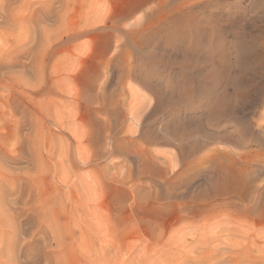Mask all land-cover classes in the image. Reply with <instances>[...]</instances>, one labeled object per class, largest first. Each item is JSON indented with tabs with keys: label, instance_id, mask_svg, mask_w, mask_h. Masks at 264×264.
Here are the masks:
<instances>
[{
	"label": "rangeland",
	"instance_id": "obj_1",
	"mask_svg": "<svg viewBox=\"0 0 264 264\" xmlns=\"http://www.w3.org/2000/svg\"><path fill=\"white\" fill-rule=\"evenodd\" d=\"M9 1L0 61L26 59L0 67V264H211L264 231L238 212L264 192V0Z\"/></svg>",
	"mask_w": 264,
	"mask_h": 264
},
{
	"label": "bare ground",
	"instance_id": "obj_2",
	"mask_svg": "<svg viewBox=\"0 0 264 264\" xmlns=\"http://www.w3.org/2000/svg\"><path fill=\"white\" fill-rule=\"evenodd\" d=\"M11 1V0H10ZM9 1V2H10ZM14 1V0H13ZM12 1V2H13ZM45 1V0H44ZM48 1V0H47ZM64 2V0H61V2ZM46 2V1H45ZM51 2H52V0H51ZM56 2V1H55ZM58 2V1H57ZM43 3V1H41V4ZM48 3V2H47ZM60 3V2H59ZM9 4H11V2L9 3ZM40 4V5H41ZM61 4V3H60ZM10 6V5H8V0H0V24H2V23H5L6 22V16H5V14L6 15H9V14H7L9 11L8 10H6V11H8L7 13H4V11H5V8H4V6ZM43 5H45V4H43ZM47 5H49V4H47ZM39 6V5H38ZM42 7V6H41ZM51 7V6H50ZM57 7V6H56ZM11 8V7H10ZM43 8H44V6H43ZM12 9V8H11ZM40 9V8H39ZM42 9V8H41ZM53 8H51V11H54V10H52ZM56 10V9H55ZM43 12L45 13V9L43 10ZM51 14V13H50ZM45 15V14H44ZM43 16V15H42ZM45 17V16H44ZM47 17V16H46ZM49 18H50V16H48ZM9 18V17H8ZM14 19V18H13ZM10 22V20H7V22ZM12 21V20H11ZM9 25L11 26L12 24H10L9 23ZM13 26V25H12ZM31 27H34V26H31ZM32 28H30V30H31ZM34 29V28H33ZM36 30V29H35ZM37 31V30H36ZM39 33V32H38ZM29 34H30V31H29ZM33 34V33H32ZM37 34V33H36ZM68 34V33H67ZM26 35V34H25ZM69 35V34H68ZM37 37H38V35H36ZM40 36V35H39ZM64 36H66V33H65V35ZM70 36V35H69ZM72 36V35H71ZM70 36V37H71ZM31 35L28 37V40L27 41H29L30 42V40H29V38L31 39ZM61 37H63V36H61ZM25 39H27V37H24ZM32 38H35V35L32 37ZM69 37H67L66 39H68ZM72 38V37H71ZM23 38H21V40H22ZM24 39V40H25ZM65 39V38H64ZM23 40V41H24ZM33 40V39H32ZM35 40V39H34ZM38 40V39H37ZM22 41V42H23ZM36 41V40H35ZM34 41V42H35ZM57 41H59V39L57 40ZM56 41V42H57ZM22 42H20V43H18V44H23V46H26V44H25V41H24V43H22ZM28 42V43H29ZM62 42V41H61ZM67 42V41H66ZM27 43V44H28ZM31 44H32V42H30ZM63 43H64V41H63ZM16 44V43H15ZM36 44V43H35ZM56 44V43H55ZM57 44H59V42L57 43ZM56 44V45H57ZM36 45H39V44H36ZM52 45V44H51ZM54 45V44H53ZM14 46V45H13ZM21 47L20 46V48H25V47ZM49 48H50V45H47ZM15 47V46H14ZM29 48H33V47H35L36 48V46H28ZM48 47H46V48H48ZM11 48H13V47H11L10 46V50L9 51H11L10 53H12V52H15L16 51V53H19V55L21 54L20 52H17V50H15V51H13V50H11ZM17 48H18V46H17ZM48 48V49H49ZM55 48V47H54ZM9 49V48H8ZM7 49V50H8ZM14 49V48H13ZM15 49H16V47H15ZM28 49V48H27ZM20 50H22L23 51V49H20ZM19 49H18V51H20ZM30 50V49H29ZM49 50H51V49H49ZM49 50H47V51H49ZM8 51V52H9ZM24 51H25V49H24ZM23 51V52H24ZM32 51V50H31ZM46 51V50H45ZM54 51V50H53ZM3 52V51H2ZM8 52H7V54H8ZM25 52H27V51H25ZM1 53V52H0ZM15 53V54H16ZM28 53V52H27ZM27 53H26V55H27ZM31 53H34V51L33 52H30V55H31ZM43 53H46V52H44V49H43ZM13 54V53H12ZM15 54H14V56L13 55H11L10 57H7L6 59H10L11 58V62L8 64H4L3 62H1V64H0V67H3V68H7V69H9L10 71H11V73L13 72V70H11L13 67H15L14 65H17V63L19 62V64L22 62H20V57H21V55H20V57H19V59H18V55L17 56H15ZM6 55V54H5ZM4 54H3V56H5ZM9 55V54H8ZM23 55V54H22ZM3 56H1V57H3ZM24 57H25V55H24ZM23 57V58H24ZM42 57H44V55L42 56ZM46 57H48V56H46ZM22 58V57H21ZM22 58V59H23ZM30 58H31V56H30ZM29 58V59H30ZM32 58H34V57H32ZM31 58V59H32ZM49 58H51V57H49ZM8 59V60H9ZM26 59V58H25ZM25 59H23V61L25 60ZM34 59H37V58H34ZM34 59H32L33 61H34ZM43 59V58H42ZM46 59V58H45ZM1 60H3V59H1ZM28 60V59H27ZM6 61V60H5ZM37 61V60H36ZM44 61H46V60H44ZM7 62V61H6ZM41 62V61H40ZM3 63V64H2ZM23 63V62H22ZM36 63V62H35ZM30 64H33L31 61H30ZM33 66V65H32ZM20 67V66H19ZM19 67L18 68H15V69H19ZM42 67H43V64H42ZM2 69V68H1ZM0 69V70H1ZM6 69V70H7ZM14 69V68H13ZM22 69V68H21ZM25 69V68H24ZM3 70V69H2ZM5 70V69H4ZM3 70V71H4ZM8 70V71H9ZM3 71H0L1 72V74H2V72ZM10 71H9V74H11L10 73ZM24 72H26V71H28V69L25 71V70H23ZM29 71H30V68H29ZM29 71L27 72V73H29ZM7 72V71H6ZM15 72H16V70H15ZM22 73V72H21ZM31 74H32V72H30ZM29 73V74H30ZM5 74V73H4ZM6 75V74H5ZM21 75V74H20ZM23 75H24V73L22 74V78H24L23 77ZM34 75L35 74H33V76H31L32 78L34 77ZM39 75H40V73H39ZM2 76H3V74H2ZM28 76V75H27ZM9 77V76H8ZM14 77V76H13ZM30 77V76H29ZM37 77H38V75H37ZM17 79H15V81L16 80H18V77H16ZM35 78V77H34ZM33 78V79H34ZM29 79H31V78H29ZM35 79H37V78H35ZM34 79V80H35ZM44 79V78H43ZM13 80V79H12ZM19 80H20V76H19ZM18 80V81H19ZM22 80V79H21ZM25 80V79H24ZM28 80V79H27ZM34 80H29V81H31L30 82V84L31 83H33V81ZM26 81V80H25ZM28 81V82H29ZM36 81L38 82V80H35L34 82V85L33 84H31V85H33V86H38V84H39V82H38V84H36ZM43 81V80H42ZM27 82V81H26ZM14 83V82H13ZM17 83V82H16ZM22 83V82H21ZM24 83V82H23ZM18 84V83H17ZM26 85H27V83H25ZM44 84H46L45 82H44ZM26 85H24V86H26ZM29 85V84H28ZM47 85H48V83H47ZM42 86V85H41ZM40 87V85L37 87V88H39ZM25 89V88H24ZM29 90V89H28ZM29 93V92H28ZM31 95V94H30ZM18 126H19V124H18ZM114 143V142H113ZM45 149V148H44ZM63 156V155H62ZM67 159V158H66ZM3 160V159H2ZM72 160V159H71ZM74 161V160H73ZM70 162V161H69ZM231 163H234V161L232 162V161H230ZM55 163V162H54ZM231 163H228V162H223L222 163V167H221V169H220V172H221V177H220V179H221V181H219V182H221V183H224V184H227V183H230V184H232V186H234V187H237V185H238V183L240 182V178L243 176V175H245V176H247V173L246 172H243V171H241V170H243V169H241L242 167H240L239 165H242V163L241 164H239V162L238 163H234L233 165H237V166H239L240 168L239 169H241V170H238L239 172H237L235 169L237 168V167H233V165L231 164ZM80 164V163H79ZM141 164V163H140ZM208 164H209V162H208ZM211 165V164H210ZM81 166V165H80ZM232 166V167H231ZM203 169V168H202ZM212 170V169H211ZM248 171V170H247ZM207 175V174H206ZM241 175V176H240ZM244 176V177H245ZM207 177V176H206ZM212 177V176H211ZM211 177H209V179H211ZM243 178V177H242ZM218 182V181H217ZM215 183V185L216 186H220V183ZM229 184V185H230ZM240 186V185H239ZM263 187V186H262ZM1 193V192H0ZM3 193V192H2ZM5 194V193H4ZM210 195V194H209ZM234 195V194H233ZM239 195V194H238ZM6 196V195H5ZM227 196V195H226ZM239 197V205H238V207H239V214L241 215H243V216H245V217H247V218H251V219H253V221H254V218H261V217H263L264 216V192H262V193H260V194H257V195H240V196H238ZM2 198V197H1ZM0 198V199H1ZM4 199V198H3ZM214 200V199H213ZM2 201V200H1ZM11 202V201H10ZM202 207V206H201ZM208 207V206H207ZM210 207V206H209ZM7 207H6V205H5V209H6ZM0 213H3V214H5L4 213V207H3V205H1L0 204ZM10 209V208H9ZM204 209V208H203ZM7 210V209H6ZM237 210H238V208H237ZM5 212H7V211H5ZM10 214V213H9ZM12 214V213H11ZM10 214V215H11ZM73 214V213H72ZM0 215H2V214H0ZM8 215V214H7ZM69 215V214H68ZM67 215V216H68ZM16 216V215H15ZM14 215H13V217H15ZM66 216V215H65ZM67 216H66V218H67ZM5 217H6V214H5ZM12 217V218H13ZM62 217V216H61ZM70 217H72L71 215H70ZM4 218V217H3ZM1 216H0V219H2L3 221H4V219H3ZM16 218V217H15ZM14 218V219H15ZM73 218V217H72ZM71 218V220H73ZM49 219V218H48ZM67 219H69V218H67ZM67 219L65 220V218H64V221H66L67 222ZM78 219V218H77ZM256 219V220H257ZM7 220V219H6ZM6 220H5V222H6ZM10 220V219H9ZM9 220H7V222L9 221ZM63 220V219H62ZM70 220V221H71ZM259 220V219H258ZM75 221H77L76 219H75ZM75 221H72L71 223H75L76 224V222ZM82 221V220H81ZM11 222H13L12 220L8 223V224H12ZM84 223V222H83ZM250 223V222H249ZM7 223H5V225H6ZM61 224V223H60ZM64 224H65V222H64ZM73 224H71V225H73ZM253 224V223H252ZM4 225V226H5ZM12 225H14V224H12ZM47 225V224H46ZM69 225V224H68ZM77 225V224H76ZM246 226H247V224H245ZM2 226H3V224H2ZM3 226V227H4ZM8 225H6V227H7ZM15 226H17V225H15ZM60 225H58L57 227H59ZM67 225L65 224V227H66ZM75 226V225H74ZM249 227H247L248 228V230L250 229L251 231H252V233L251 234H248V232H247V229H244L246 232H247V234H248V236H250L253 240L251 241V240H249V242L247 243L246 241H245V244H243V243H237L238 241H237V239H236V237L238 238L239 236H236L235 237V235L233 236V238L232 239H236V241L235 240H232L234 243H236V244H233V245H230V246H224V247H222V246H215L214 247V253L215 254H213V258H212V261H211V264H264V250H260L259 249V247L264 243V231L262 232V231H259V229L257 230L256 228H253V227H251L250 228V226L251 225H248ZM11 227V226H10ZM57 227H55V228H57ZM62 227V226H61ZM77 227H78V225H77ZM76 227V228H77ZM237 227V226H236ZM241 227H244V225L242 226L241 225ZM1 228V227H0ZM11 228H13L14 230L16 229V227L14 228V227H11ZM11 228H10V230H11ZM42 228V227H41ZM63 229H64V227H62ZM75 228V227H74ZM79 228V227H78ZM77 228V229H78ZM263 228V227H262ZM8 229H9V227H8ZM12 229V230H13ZM62 229V230H63ZM80 229V228H79ZM223 229V228H222ZM7 230V229H6ZM5 230V231H6ZM52 230V229H51ZM65 230H67V228L65 229ZM70 230V229H69ZM69 230H68V232L67 233H69ZM231 230V229H230ZM239 230V229H238ZM4 231V232H5ZM76 231V230H75ZM81 231V230H80ZM84 231V230H83ZM251 231H249V232H251ZM4 232H2V233H4ZM52 232V231H51ZM65 232V231H64ZM70 232H71V230H70ZM72 232H73V230H72ZM84 232H86V231H84ZM239 232V231H238ZM8 233H10V231L9 232H7V235H9ZM13 233V232H12ZM12 233H10V234H12ZM15 233V232H14ZM80 233V232H79ZM81 233H83L82 231H81ZM80 233V234H81ZM92 233V232H91ZM94 234L95 233H100V232H93ZM236 233H237V231H236ZM5 234H6V232H5ZM34 234V233H33ZM36 234V233H35ZM76 234V233H75ZM87 234H90L89 232L87 233ZM241 235V233H238V235ZM245 236L247 235L246 233H243ZM261 234V235H260ZM3 235V234H2ZM53 235V234H52ZM58 235V234H57ZM56 235V236H57ZM69 235L71 236V234L69 233ZM86 235V234H85ZM96 235V234H95ZM94 235V236H95ZM98 235H100V234H98ZM98 235H96V237L98 236ZM218 235V234H217ZM11 236V235H10ZM30 236H32V235H30ZM56 236H54V238H55V240H56ZM62 236V235H61ZM92 236V235H91ZM102 236V235H101ZM100 236V240H102V239H104V237H106V236H104L103 238ZM7 238L6 239H9L8 237L9 236H6ZM14 237H15V235H14ZM25 237V236H24ZM28 237V236H27ZM71 237H73V236H71ZM70 237V238H71ZM75 237V236H74ZM90 237V235L88 236V237H86L87 239ZM243 237V236H242ZM241 237V238H242ZM247 237V236H246ZM246 237H244V238H246ZM10 238H12V237H10ZM22 238H23V235H22ZM53 238V237H52ZM58 238V237H57ZM64 238H65V236H64ZM70 238H69V241H70ZM76 238L78 239V237H77V235H76ZM80 238H83L82 237V235H81V237ZM85 238V237H84ZM99 238V237H98ZM110 238V237H109ZM241 238L239 237L238 239H240V242H241ZM16 239H18V237L16 238ZM16 239H14L15 241H16ZM67 239H68V237H67ZM67 239H65L66 241H67ZM73 239V238H72ZM91 239V238H90ZM209 239V238H208ZM214 239V238H213ZM247 239H250V238H247ZM10 240V239H9ZM8 240V241H9ZM19 240V239H18ZM26 240H28V239H26ZM33 240V239H32ZM32 240H31V242H32ZM53 240V239H52ZM74 240V239H73ZM76 240V239H75ZM79 240V239H78ZM77 240V241H78ZM84 240V239H83ZM94 240V239H93ZM97 240V239H96ZM110 240V239H109ZM204 240V239H203ZM231 240V239H230ZM5 241V240H4ZM24 241V242H23ZM29 242H30V239L28 240ZM54 241V240H53ZM56 241H58V243L56 242V247H61L62 246V244H63V242H66V241H64L63 240V242H61V240L59 239V240H56ZM76 241V242H77ZM82 241V240H81ZM88 241V240H87ZM92 241V240H91ZM199 241L201 242V240L199 239ZM198 241V242H199ZM205 241V240H204ZM208 241H210V240H208ZM218 241V240H217ZM1 242H3V241H1ZM9 242H11V241H9ZM19 244H21V242H23L22 243V245H26V243L28 244V242H26L25 240H24V238L20 241L19 240ZM31 242L29 243L30 245H31ZM68 242V241H67ZM66 242V244H68ZM74 242V241H73ZM76 242H74V243H76ZM79 242V241H78ZM4 243V242H3ZM33 243V242H32ZM55 243V242H54ZM79 243H81V242H79ZM78 243V244H79ZM85 243V242H84ZM84 243H82V244H84ZM90 243H92V242H90ZM101 243H103V241L101 242ZM110 243V242H109ZM201 243H203V242H201ZM219 243V242H218ZM222 243V242H221ZM224 243V242H223ZM260 243H262L261 245H260ZM10 244V243H9ZM15 244V243H14ZM36 244V243H35ZM65 244V245H66ZM73 244V243H72ZM72 244H69V245H72ZM97 244H99V242L97 243ZM103 244H105V240H104V243ZM111 244V243H110ZM16 245V244H15ZM21 245V246H22ZM46 245V244H45ZM69 245H67V248H68V246ZM81 245V244H80ZM106 245V244H105ZM199 245V244H198ZM212 245V244H211ZM219 245V244H218ZM220 245H222V244H220ZM225 245V244H224ZM227 245V244H226ZM74 246H76V244L74 245L73 244V247ZM95 246V245H94ZM102 246V245H101ZM111 246V245H110ZM263 246H264V244H263ZM262 246V247H263ZM18 248H19V246H17ZM30 247V246H29ZM73 247H72V249H73ZM81 247V246H80ZM89 247V246H88ZM104 247V246H103ZM106 247V246H105ZM3 248H5L4 246H0V261H1V259H3L2 257L4 256L5 258L7 257V260H8V257L11 255V259H12V253L11 252H9V256H8V252H5V250H3ZM18 248H15L13 251L14 252H16V251H18L17 249ZM35 248H37V246L35 247ZM39 248V247H38ZM63 248V247H62ZM61 248V249H62ZM84 248V247H83ZM83 248H80V251H81V249L83 250ZM91 248V247H90ZM107 248V247H106ZM205 248V247H204ZM13 249V248H12ZM11 249V250H12ZM22 249V248H21ZM25 249H28V248H26L25 247ZM24 249V250H25ZM44 249V248H43ZM42 249V250H43ZM60 249V248H59ZM64 249V248H63ZM77 249V248H76ZM100 249H102V248H100ZM100 249H99V251H100ZM16 250V251H15ZM23 250V249H22ZM34 250V249H33ZM36 250V249H35ZM56 250H58V249H56ZM78 250V249H77ZM85 250H86V248H85ZM93 250H94V248H93ZM93 250H92V252H93ZM97 250V249H96ZM95 250V251H96ZM10 251V250H9ZM20 251V250H19ZM31 251V250H30ZM29 251V252H30ZM47 251V250H46ZM87 251H88V249H87ZM86 251V252H87ZM91 251V250H90ZM94 251V252H95ZM102 251H104V249L102 250ZM106 251V250H105ZM22 252H24V251H22ZM64 252V251H63ZM68 252V251H67ZM70 252V251H69ZM72 252V251H71ZM85 252V251H84ZM84 252H82L83 254H85ZM193 252H195V250L193 251ZM11 253V254H10ZM21 253V252H20ZM41 253V252H40ZM60 252H58V256H56V254H55V264H63V263H65V261L63 262V263H61V260H60V257L62 256V253L61 254H59ZM88 253H89V251H88ZM97 253V252H96ZM95 253V254H96ZM100 253V252H99ZM103 253V252H102ZM105 253V252H104ZM107 253V252H106ZM213 253V252H212ZM212 253H210V254H212ZM4 254V255H3ZM16 254L18 255L19 253H17L16 252ZM23 254V253H22ZM25 254V253H24ZM48 254V253H47ZM66 254H68V253H66ZM93 254V253H92ZM209 254V255H210ZM14 255V254H13ZM20 255V254H19ZM61 255V256H60ZM64 255V254H63ZM82 255V254H81ZM188 255H190V254H188ZM16 256V255H15ZM66 256V255H65ZM80 256V255H79ZM104 256V255H103ZM197 256V255H196ZM17 257V256H16ZM108 257V256H107ZM188 257V256H187ZM191 257H193L194 258V256H193V254L191 255ZM209 257H212L211 255L209 256ZM4 258V259H5ZM47 257H45V259H46ZM67 258V257H66ZM75 258V257H74ZM77 258H78V256H77ZM96 258H98V256H96V257H94L93 258V256H91V255H88V256H86V255H84V259L86 260L85 261V263L86 264H95V263H97V264H101L102 262H99L98 263V261H99V259L101 258H99L98 260L96 259ZM135 258V257H134ZM178 258H180V257H178ZM177 258V259H178ZM205 258V257H204ZM79 259L81 260V258L79 257ZM130 259V258H129ZM137 258H135V259H130V261L131 260H136ZM139 259V258H138ZM142 259H143V257H142ZM181 259V258H180ZM6 260V259H5ZM47 260V259H46ZM63 260V259H62ZM68 260V259H67ZM101 260V259H100ZM123 260V259H122ZM126 260V259H125ZM143 260H145V259H143ZM184 261L185 260H187V259H183ZM189 260V259H188ZM187 260V261H188ZM192 260V259H191ZM196 260V259H195ZM208 260V259H207ZM9 261V260H8ZM12 261V260H11ZM11 261H9V262H11ZM71 261H74V260H72L71 259ZM77 261V260H76ZM84 261V260H83ZM103 261V260H102ZM107 261V260H106ZM139 261V260H138ZM150 261V259L149 260H147V262H149ZM178 261H179V259H178ZM197 261V260H196ZM195 261V262H196ZM198 261H203V260H198ZM75 262V261H74ZM74 262H73V264H74ZM81 262V261H80ZM111 262V261H110ZM122 262V261H121ZM120 262V263H121ZM143 261H141V263H142ZM189 262V261H188ZM205 262H207V261H205L204 260V262L203 263H205ZM3 263V262H2ZM1 263V264H2ZM48 263V262H47ZM68 263V262H67ZM76 263V262H75ZM79 262L77 261V264H78ZM113 263V262H112ZM144 263V262H143ZM150 263H151V261H150ZM186 263V262H185ZM191 263V262H190ZM200 263H202V262H200ZM209 264H210V262H208ZM10 264V263H9ZM66 264V263H65ZM70 264V263H69ZM80 264H82V263H80ZM105 264V263H104ZM107 264V263H106ZM122 264H123V262H122ZM129 264H130V262H129ZM132 264H133V262H132ZM178 264H181V263H178ZM187 264V263H186ZM189 264V263H188ZM193 264V263H192ZM196 264V263H195ZM206 264V263H205Z\"/></svg>",
	"mask_w": 264,
	"mask_h": 264
}]
</instances>
